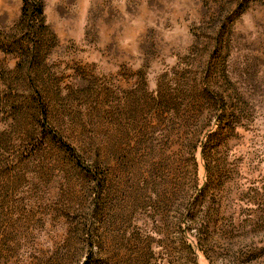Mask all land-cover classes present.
<instances>
[{
	"label": "rangeland",
	"instance_id": "rangeland-1",
	"mask_svg": "<svg viewBox=\"0 0 264 264\" xmlns=\"http://www.w3.org/2000/svg\"><path fill=\"white\" fill-rule=\"evenodd\" d=\"M39 1L34 56L0 0V264H264V0Z\"/></svg>",
	"mask_w": 264,
	"mask_h": 264
},
{
	"label": "trees",
	"instance_id": "trees-1",
	"mask_svg": "<svg viewBox=\"0 0 264 264\" xmlns=\"http://www.w3.org/2000/svg\"><path fill=\"white\" fill-rule=\"evenodd\" d=\"M20 24L22 25V31L24 35L28 37L33 43L30 44L26 49L28 50V53H32L34 56H36L35 48L41 47V37L44 36L45 31H47V27L44 24V18H43V8L39 0H22V8H21V20ZM23 51V50H22ZM30 53V54H31ZM27 63V61H25ZM22 68V66H19V68ZM2 76V75H0ZM12 92L9 95H11ZM38 96H40L39 93H37ZM11 98V97H10ZM33 103L36 107H38V117L46 119L48 115V108L46 104L42 101L41 96L38 98H34ZM38 121V120H37ZM43 121V122H44ZM43 126H41L42 128ZM42 136L50 137L52 143H56L58 145V149L62 152H64L65 155L69 156L71 160L75 162V165L82 169L83 171H87L83 166V164L80 162L79 156L75 155V151L73 148H71L68 144L63 142L59 136L56 134H53L46 129L42 130ZM86 264H96L93 260V262H87Z\"/></svg>",
	"mask_w": 264,
	"mask_h": 264
}]
</instances>
